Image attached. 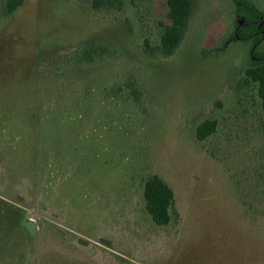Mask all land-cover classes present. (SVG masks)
Wrapping results in <instances>:
<instances>
[{"label": "rangeland", "instance_id": "1", "mask_svg": "<svg viewBox=\"0 0 264 264\" xmlns=\"http://www.w3.org/2000/svg\"><path fill=\"white\" fill-rule=\"evenodd\" d=\"M88 1L0 15V264H264V111L249 43L223 47L231 0H193L170 57L166 0ZM90 43L106 52L78 63ZM152 175L174 192L164 227Z\"/></svg>", "mask_w": 264, "mask_h": 264}, {"label": "trees", "instance_id": "2", "mask_svg": "<svg viewBox=\"0 0 264 264\" xmlns=\"http://www.w3.org/2000/svg\"><path fill=\"white\" fill-rule=\"evenodd\" d=\"M26 0H1L0 15L9 18L20 9ZM169 25H164L160 35L159 52L164 57L172 56L182 43L193 13V0H166ZM89 7L94 12H120L123 8L122 0H89ZM243 7L237 6L240 14H246L249 7L247 3ZM248 30L238 28V36L246 40ZM105 49L97 43L83 46L74 56L77 62L90 63L105 53ZM255 55V54H253ZM245 82L257 85V94L260 99L261 108L264 111V59L257 62L250 61L245 71ZM215 130V122L205 121L196 129V138L205 140ZM143 199L145 210L151 221L158 227H164L173 220L174 192L172 188L159 176H149L143 186ZM39 264H48L40 262Z\"/></svg>", "mask_w": 264, "mask_h": 264}, {"label": "flooded vegetation", "instance_id": "3", "mask_svg": "<svg viewBox=\"0 0 264 264\" xmlns=\"http://www.w3.org/2000/svg\"><path fill=\"white\" fill-rule=\"evenodd\" d=\"M231 2L235 8L236 20L235 23H233L230 36L223 43V47L225 48L234 42H248L250 61L257 62L264 59V52L261 49V45L264 44V9H257L254 2L251 0H231ZM246 2L249 11L247 10L246 14L238 13L236 7H243L242 4ZM238 28L248 30L247 38H245L246 40L239 38L237 33Z\"/></svg>", "mask_w": 264, "mask_h": 264}]
</instances>
